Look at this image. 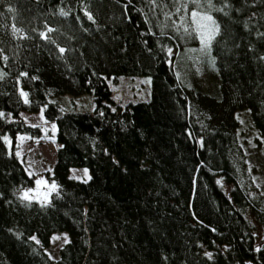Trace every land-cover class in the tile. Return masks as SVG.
<instances>
[{
    "label": "trees",
    "instance_id": "obj_1",
    "mask_svg": "<svg viewBox=\"0 0 264 264\" xmlns=\"http://www.w3.org/2000/svg\"><path fill=\"white\" fill-rule=\"evenodd\" d=\"M193 11L216 24L204 85L181 68ZM133 74L149 98L116 102L107 79ZM87 91L91 111L57 100ZM41 108L59 142L47 200L21 194L34 176L18 152L48 135L21 116ZM242 109L264 144V0H0V264H264Z\"/></svg>",
    "mask_w": 264,
    "mask_h": 264
},
{
    "label": "rangeland",
    "instance_id": "obj_2",
    "mask_svg": "<svg viewBox=\"0 0 264 264\" xmlns=\"http://www.w3.org/2000/svg\"><path fill=\"white\" fill-rule=\"evenodd\" d=\"M196 12L199 13L194 23L196 33L198 34V46L187 50L184 64L181 68L186 73H191L194 81L204 85L213 79V73L215 72L212 68L211 60L207 59L206 67L203 56L208 55L207 48L214 36L212 35L213 30L216 32V24L213 23V18L211 21L202 19L203 16H210L207 13ZM201 36H203V40ZM209 36H211V39H209ZM172 51L171 49L170 54ZM107 80L111 89V97L116 102L149 98V75H119L116 78L111 77ZM57 100L64 110L74 111H91L94 109L96 103L94 94L91 91L80 94H60ZM21 116L29 123L43 125L48 131V135L39 138H32L24 134L20 136L18 147L20 158L25 164L27 171L34 176V184L22 188L21 194L25 196V193H27V197L29 198L47 200L51 193L57 189L56 183L49 177V172L52 171V167L56 161V150L59 145V142L55 138L56 124L45 118L42 108L37 111L22 110ZM238 117L240 119V127L243 128L246 138L245 151L248 155L249 166L247 176L255 188L251 192L257 191L264 196V144L259 146L253 140L256 131L252 125L248 111L244 109L240 110ZM70 175L79 179H87L90 176V170L86 166H72L70 168ZM37 181H40V183H37ZM219 181L225 190L229 192L230 185L221 177H219ZM255 233L257 245L264 246V223H256ZM67 239L68 233L66 231L55 232L52 235L50 246L47 247L49 255L57 258L60 246Z\"/></svg>",
    "mask_w": 264,
    "mask_h": 264
},
{
    "label": "snow or ice",
    "instance_id": "obj_3",
    "mask_svg": "<svg viewBox=\"0 0 264 264\" xmlns=\"http://www.w3.org/2000/svg\"><path fill=\"white\" fill-rule=\"evenodd\" d=\"M192 2H193V3H196L197 5H199L200 0H192ZM209 3H210V0H209ZM10 11H11V9H10ZM63 14L66 15V13H63ZM198 16H199V13L196 12V11H193V12L191 13V17H192L194 23L196 22V18H197ZM89 18H91V17H89ZM202 19H204V20H208V21H211V20H212V17H211V16H203ZM213 23H215V22L213 21ZM19 31H20L19 29H14V32H19ZM49 31H51V29H49ZM214 34H215V30H213V32H212V35H214ZM40 35H41V36H44L45 34H44V33H41ZM201 39L203 40V36H201ZM209 39H211V36H209ZM60 51L63 52L64 50L61 49ZM169 51L171 52V49H169ZM5 59H6V58H5ZM21 75H26V74L21 73ZM21 95L25 97V103H27V99H26V97H27V93H24L23 91H21ZM2 115H3V113H0V116H2ZM35 126H36V125H34V127H35ZM5 139H7V137H5ZM21 139H23V137H21ZM37 183H40V181H37ZM25 197H27V193H25ZM33 239H35V238L33 237Z\"/></svg>",
    "mask_w": 264,
    "mask_h": 264
}]
</instances>
